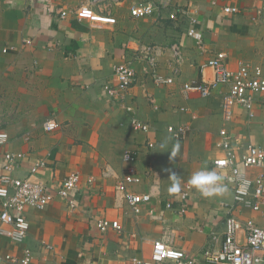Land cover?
Returning a JSON list of instances; mask_svg holds the SVG:
<instances>
[{"label":"crops","instance_id":"crops-1","mask_svg":"<svg viewBox=\"0 0 264 264\" xmlns=\"http://www.w3.org/2000/svg\"><path fill=\"white\" fill-rule=\"evenodd\" d=\"M164 1L170 7L158 18L130 15L136 4ZM81 5L96 16L77 20L72 11ZM228 6L243 12L225 15L222 9ZM61 9L69 11L67 18H59ZM251 11L259 12L256 21ZM166 13L194 20L201 45L188 35L189 27L177 32L175 40L146 41ZM134 21L145 26L135 30L130 25ZM173 44L181 48L179 65L173 61ZM143 46L155 48L159 74L173 83L156 85L144 64L133 61L135 80L124 103L111 102L103 88L115 83L114 66L134 59ZM217 52L226 54L231 69L240 63L263 64L264 0H0V131L9 135L1 153L23 154L16 177L44 162L35 176L51 189L71 172L80 176L78 208L71 211L56 197L43 210L27 209V237L15 243L0 233V256L21 258L28 249L30 264H140L150 258L152 243L158 240L188 257L217 249L230 213L264 228L261 214L241 205L229 209L233 193L225 179L228 191L210 198L188 183L205 165L213 170V160L221 156L216 147L221 130L229 134L239 156L247 144L264 149L260 104L249 118L242 107L227 103L225 87L209 98L183 95V83L200 80L201 66ZM211 73L205 70L207 78ZM125 104L133 107V114L125 111ZM132 116L149 125L147 134L131 130ZM49 120L58 123L57 130H43ZM180 125L188 131L177 142L167 127ZM127 149L137 152L143 174L142 182L130 190L152 196L139 214L115 191ZM171 171L178 175L179 191H169ZM249 171L252 176L264 173ZM185 184L191 186L190 198L185 214L178 215L165 205L174 202L178 207ZM102 218L117 221L121 229L99 232L95 222ZM8 229L0 222V230Z\"/></svg>","mask_w":264,"mask_h":264},{"label":"built area","instance_id":"built-area-1","mask_svg":"<svg viewBox=\"0 0 264 264\" xmlns=\"http://www.w3.org/2000/svg\"><path fill=\"white\" fill-rule=\"evenodd\" d=\"M170 7L169 1L160 4L139 3L130 8V15L136 19H142L160 15L161 10ZM225 15H238L243 12L238 7H224ZM251 19L256 21L259 12H248ZM79 21L91 20L96 16L88 5H81L72 11ZM60 19L69 16V11L58 10ZM175 18V14H170ZM196 22L191 20L188 35L195 38L201 45V37L197 33ZM29 43V41H25ZM12 49V48H9ZM173 61L179 65L182 61V52L178 44L170 47ZM3 52H6L4 49ZM133 61L144 64V71L148 72L157 85H169L173 83L172 78H165L159 74L156 68V51L152 46H143L135 54L132 60H123L114 66L115 83L105 85L103 91L111 102L125 101L128 90L135 80V69ZM211 70V78H207L205 70ZM173 70H176L175 68ZM200 80H193L182 85L184 96L196 94L201 98H209L213 91L219 87L226 88L225 100L230 105L242 107L249 118H253L254 106L258 103L264 108V58L263 64L251 65L240 63L236 69L228 66L227 56L223 52L214 53L201 66ZM127 113L134 112L133 107L125 104ZM130 128L136 134H147L149 125L135 117L130 119ZM45 132H53L58 129V123L54 120L47 121L43 126ZM188 126H168L167 132L172 138L180 142L184 140ZM220 139L216 147L221 156L213 160V170L219 175L224 174L233 193V209L236 205L249 208L264 217V173L250 175L249 170H264V149L252 144H247L242 155H238L231 145V139L226 130L219 132ZM9 135L0 131V222L10 226L8 230H0V233L10 238L15 243H22L27 237L29 223L25 217L27 209L43 210L56 197L63 200L67 208L75 211L79 205V183L80 176L71 172L56 189H51L42 180L36 178L37 170L44 168L45 163L37 162L28 175L23 177L14 176L16 168L24 159L21 153H1V149L8 142ZM148 147H153L152 143ZM137 152L125 150L122 155L123 172L121 179L116 185L115 191L134 214L141 212L142 206L152 202L150 194H137L130 190V186L142 182L143 174L137 167ZM90 182V181H89ZM191 186L185 184L179 195L178 207L174 208V202H168L166 209L174 210L178 215H184L190 198ZM153 211H150L152 213ZM225 227L223 239L220 246L214 250H205L197 257H188L184 252L174 249L170 245L158 240L152 243L150 258L140 264H264V228L259 227L252 220H239L231 213L224 219ZM95 227L99 232L109 229L119 231L121 229L117 221L105 218L98 219ZM32 254L25 249L21 258L13 255L0 256V264H30Z\"/></svg>","mask_w":264,"mask_h":264},{"label":"clouds","instance_id":"clouds-1","mask_svg":"<svg viewBox=\"0 0 264 264\" xmlns=\"http://www.w3.org/2000/svg\"><path fill=\"white\" fill-rule=\"evenodd\" d=\"M161 147H165V144H162ZM169 178L173 181L169 191H179L180 183L178 175L174 171H171ZM223 181V176L219 175L215 170H209L205 165L201 170L195 172L190 177L188 183L203 197L210 198L214 196H223L228 191Z\"/></svg>","mask_w":264,"mask_h":264},{"label":"rangeland","instance_id":"rangeland-1","mask_svg":"<svg viewBox=\"0 0 264 264\" xmlns=\"http://www.w3.org/2000/svg\"><path fill=\"white\" fill-rule=\"evenodd\" d=\"M137 21V20H136ZM190 20L188 18H170V14H164L160 19L159 22L160 25L155 28H153L152 31L148 35H146V41H158L161 39L167 38V41L175 40V38L178 37L177 32L184 31L186 28L190 25ZM130 25L135 29L142 28L145 26L143 23L139 22H131ZM130 26H128L129 28ZM168 44V42H167ZM157 85V84H156Z\"/></svg>","mask_w":264,"mask_h":264}]
</instances>
